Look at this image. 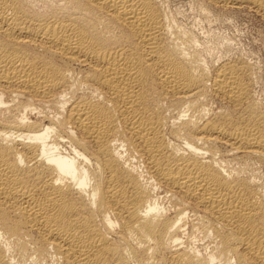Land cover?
Segmentation results:
<instances>
[{
	"label": "bare ground",
	"instance_id": "1",
	"mask_svg": "<svg viewBox=\"0 0 264 264\" xmlns=\"http://www.w3.org/2000/svg\"><path fill=\"white\" fill-rule=\"evenodd\" d=\"M173 22L157 0H0V264H264L252 69L208 67Z\"/></svg>",
	"mask_w": 264,
	"mask_h": 264
},
{
	"label": "rangeland",
	"instance_id": "2",
	"mask_svg": "<svg viewBox=\"0 0 264 264\" xmlns=\"http://www.w3.org/2000/svg\"><path fill=\"white\" fill-rule=\"evenodd\" d=\"M157 1L173 24L192 34L198 54L208 67L229 60H241L250 65L253 98L264 105V20L254 9L247 5L222 7L210 0ZM213 103L217 102H210L214 110H221L219 103L216 106ZM251 162L250 166L257 168L255 172L260 171L263 176L264 168L255 160ZM164 191L162 188L157 190L156 198L166 205L168 200L163 197Z\"/></svg>",
	"mask_w": 264,
	"mask_h": 264
}]
</instances>
